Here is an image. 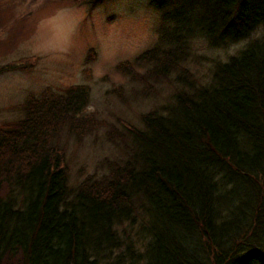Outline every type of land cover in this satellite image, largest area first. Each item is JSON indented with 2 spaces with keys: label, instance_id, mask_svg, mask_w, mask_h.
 Wrapping results in <instances>:
<instances>
[{
  "label": "trees",
  "instance_id": "trees-1",
  "mask_svg": "<svg viewBox=\"0 0 264 264\" xmlns=\"http://www.w3.org/2000/svg\"><path fill=\"white\" fill-rule=\"evenodd\" d=\"M147 2L160 36L115 69L142 84L132 98L156 99L135 124L110 123L115 158L84 175L68 163L65 139L97 123L86 85L29 94L0 123V264H264V0ZM197 41L238 44L206 82L184 64Z\"/></svg>",
  "mask_w": 264,
  "mask_h": 264
},
{
  "label": "rangeland",
  "instance_id": "rangeland-1",
  "mask_svg": "<svg viewBox=\"0 0 264 264\" xmlns=\"http://www.w3.org/2000/svg\"><path fill=\"white\" fill-rule=\"evenodd\" d=\"M162 23V11L147 0H101L94 6L72 0H0V65L24 62L29 55L37 57L30 71L5 69L0 73V123L17 119L18 105L29 94L86 85L85 111L93 124L97 122L96 127L79 141L65 140L72 171H94L102 158H115L106 139L110 123L135 124L138 115L154 104L152 94L132 98L133 88L140 89L142 84L131 82L115 66L151 47ZM205 45L191 43L184 63L202 82L208 79L211 60L225 59L238 48L230 44L225 50H209ZM155 84L159 95L169 94L166 84L162 89L160 83ZM5 190L1 184L0 194ZM2 264H22L20 253L6 254Z\"/></svg>",
  "mask_w": 264,
  "mask_h": 264
}]
</instances>
